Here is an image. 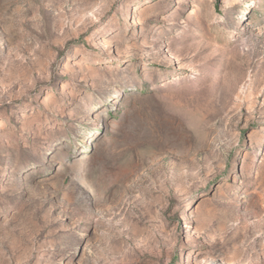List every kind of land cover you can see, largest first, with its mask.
Wrapping results in <instances>:
<instances>
[{
	"label": "rangeland",
	"instance_id": "374dc122",
	"mask_svg": "<svg viewBox=\"0 0 264 264\" xmlns=\"http://www.w3.org/2000/svg\"><path fill=\"white\" fill-rule=\"evenodd\" d=\"M0 264H264V0H0Z\"/></svg>",
	"mask_w": 264,
	"mask_h": 264
}]
</instances>
